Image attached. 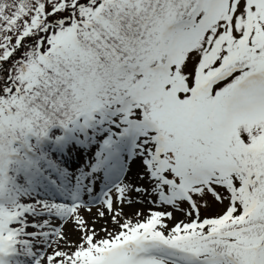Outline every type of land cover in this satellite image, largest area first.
Here are the masks:
<instances>
[{"label":"snow or ice","instance_id":"1","mask_svg":"<svg viewBox=\"0 0 264 264\" xmlns=\"http://www.w3.org/2000/svg\"><path fill=\"white\" fill-rule=\"evenodd\" d=\"M0 264H264V0H0Z\"/></svg>","mask_w":264,"mask_h":264}]
</instances>
